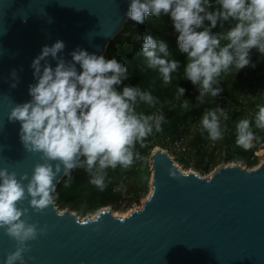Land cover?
Segmentation results:
<instances>
[{"label": "water", "instance_id": "95a60500", "mask_svg": "<svg viewBox=\"0 0 264 264\" xmlns=\"http://www.w3.org/2000/svg\"><path fill=\"white\" fill-rule=\"evenodd\" d=\"M128 8L129 0H0V168L18 179L27 173L25 186L37 164L50 163L55 171L59 163L27 151L20 123L9 121L15 104L31 99L33 60L58 40L66 45L59 54L65 60L78 47L104 55L127 22ZM149 164L150 193L123 217L111 206L82 218L55 201L42 211L32 208L30 196L18 202L28 209L23 219L46 226L27 242L26 264H264V162L251 169L229 163L204 177L155 146ZM65 176L61 165L56 187ZM16 248L0 228V264Z\"/></svg>", "mask_w": 264, "mask_h": 264}, {"label": "clouds", "instance_id": "9594fccd", "mask_svg": "<svg viewBox=\"0 0 264 264\" xmlns=\"http://www.w3.org/2000/svg\"><path fill=\"white\" fill-rule=\"evenodd\" d=\"M161 15L172 20L178 50L186 54V62L173 57L165 40L150 34L141 38L138 33L145 70L157 72L167 86L173 73L183 67V79L196 86V100L201 104L206 96L216 97L223 91L216 86L222 72L232 68L238 73L248 66L253 48L264 54V0H129L127 19L136 24ZM218 24L221 31L213 32ZM65 47L58 40L42 48L31 65L35 79L29 85L31 99L15 104L9 115V121L20 123V139L27 151L59 163L55 171L50 163L37 164L26 186L22 181L28 180L27 173L18 179L15 171L0 168V228L17 241L5 264H26L27 242L46 231V226L39 228L22 218L28 209L18 207V202L30 196V205L37 211L54 205V180L61 165L68 177L65 188L72 181L71 171L79 167L89 174V183L103 192L110 182L107 170L127 169L134 160L145 159L135 151L136 144L142 146L146 137L163 130L166 118L161 110L137 111L142 104L155 109L159 100L149 90L124 83L129 71L122 61L79 47L70 53L69 61L59 55ZM48 57L56 61L55 66ZM11 75L18 80L15 71ZM186 91L179 85L176 99L185 97ZM181 106L188 109L189 99ZM227 119L224 108H207L200 130L213 142L222 140L227 131L222 121ZM253 123L264 130V106H259L254 120L242 118L235 124V143L245 150L259 139ZM101 215L97 213L95 220Z\"/></svg>", "mask_w": 264, "mask_h": 264}, {"label": "trees", "instance_id": "16d2710c", "mask_svg": "<svg viewBox=\"0 0 264 264\" xmlns=\"http://www.w3.org/2000/svg\"><path fill=\"white\" fill-rule=\"evenodd\" d=\"M225 27H228L227 23ZM217 31H221L219 24L213 29V32ZM138 33L141 38L150 34L157 40L168 42L173 57L182 63L186 62V54L179 53L178 33L174 30L172 20L163 15L148 16L144 24L127 20L104 54L108 58L116 56L127 66L129 79L125 84L138 85L158 98L159 103L155 109L142 104L137 111L151 113L157 109L161 110L166 118L163 130L146 137L142 146L140 143L136 144L135 151L145 159L134 160L127 169L118 166L116 169L107 170L110 182L103 192L89 183L90 176L84 168L73 169L70 186L64 187L68 180L65 176L54 193V201L61 209L70 208L85 216L107 206L118 209L124 204L127 209L134 204H140L150 192L149 157L155 146L171 149L180 142L185 151L176 154L177 161L183 167L194 166L205 173L211 172L222 161L242 163L248 167L259 164L256 151L264 147V130L256 129L253 123V131L259 139H255L252 147L245 150L235 143V124L242 118L254 120L259 106H264V54L253 48L250 52L251 63L248 66L238 73L232 68L222 72L217 78L220 84L216 86L221 87L223 91L216 97L206 96L201 104L196 100V86L183 79V67L173 73L172 82L167 86L163 85L157 72L145 70L141 41L136 39ZM252 64H255V67H252ZM179 85L187 91L185 97L177 100L176 90ZM184 99H189L188 109L181 106ZM217 106L224 108L228 116L226 121H222V124L227 126V131L222 140L213 142L207 138V133L201 132L200 119L205 109Z\"/></svg>", "mask_w": 264, "mask_h": 264}, {"label": "rangeland", "instance_id": "374dc122", "mask_svg": "<svg viewBox=\"0 0 264 264\" xmlns=\"http://www.w3.org/2000/svg\"><path fill=\"white\" fill-rule=\"evenodd\" d=\"M185 149V147L184 146H182V144L180 143V142H178V143H176L171 149H167L169 152H170V154L173 156V158L177 161V159H176V154L177 153H182L183 151H185L184 150ZM256 155L259 157V164H261L262 162H264V147H262V148H259L257 151H256ZM177 163L184 169V170H186V171H196V172H198L199 174H201L202 176H204V177H207V176H210L211 175V173L217 168V167H219V166H222V165H227V164H229V163H226V162H224V161H222V162H220L211 172H209V173H205V172H202V171H200V170H197L194 166H190V167H183V165L179 162V161H177ZM230 163H235V164H241L243 167H248V166H246V165H244V164H242V163H237V162H230ZM258 164V165H259ZM258 165H256L255 167H257ZM255 167H248V168H255ZM150 189H151V187H150ZM150 193V192H149ZM149 195V194H148ZM148 195L145 197V198H143L142 200H141V203L140 204H134L133 206H131L130 208H125V206H124V204H122V206L120 207V208H118V209H113L114 210V214L116 215V216H120V217H123V216H126V215H128L132 210H134V209H138V208H141L142 207V205H143V202L146 200V198L148 197ZM112 207V206H111ZM66 209V208H65ZM65 209H62V210H65ZM97 212V211H96ZM96 212H90V213H88L87 215H85V216H81L82 218H86V217H89V216H95V214H96Z\"/></svg>", "mask_w": 264, "mask_h": 264}]
</instances>
